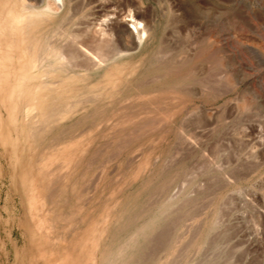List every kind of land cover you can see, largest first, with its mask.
<instances>
[{
  "label": "bare ground",
  "instance_id": "1",
  "mask_svg": "<svg viewBox=\"0 0 264 264\" xmlns=\"http://www.w3.org/2000/svg\"><path fill=\"white\" fill-rule=\"evenodd\" d=\"M77 1L0 0V264H215L264 191V12L172 54L141 2Z\"/></svg>",
  "mask_w": 264,
  "mask_h": 264
},
{
  "label": "rangeland",
  "instance_id": "2",
  "mask_svg": "<svg viewBox=\"0 0 264 264\" xmlns=\"http://www.w3.org/2000/svg\"><path fill=\"white\" fill-rule=\"evenodd\" d=\"M81 1L83 2V0L77 1L78 6L81 5ZM106 1L125 11H128L131 8L130 6L138 5L137 2H141L143 8L147 10L144 13L149 19L153 20L160 35L162 34L161 40L165 41L163 47L169 46L167 50L173 52L172 54L178 53L177 51L181 49L187 51L190 48L191 39L200 36L198 34H200V30H202V26L207 19L212 21L218 15L219 21L223 18L221 21L224 22L229 16H240L247 12H264V2H262L264 0ZM233 12L234 14H231ZM188 34L191 37L189 39ZM251 190L240 191L239 193L233 192L230 196L233 200L229 201L231 203L224 204L225 208H223L226 213L224 219L226 220L219 228V233L216 235L218 237L215 236L219 238L220 234L221 237L217 240L215 238L216 241L214 240L217 244V248L213 252V256L216 254L215 264H264V191L260 189ZM226 204L230 205L227 206ZM220 255H224V257Z\"/></svg>",
  "mask_w": 264,
  "mask_h": 264
}]
</instances>
